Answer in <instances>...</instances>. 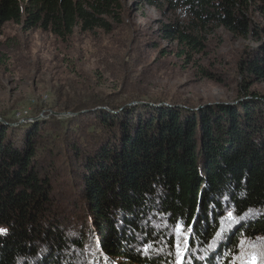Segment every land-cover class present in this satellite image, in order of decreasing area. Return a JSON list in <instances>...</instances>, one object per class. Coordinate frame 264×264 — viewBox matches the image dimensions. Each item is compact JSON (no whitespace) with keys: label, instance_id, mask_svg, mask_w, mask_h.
I'll use <instances>...</instances> for the list:
<instances>
[{"label":"trees","instance_id":"obj_1","mask_svg":"<svg viewBox=\"0 0 264 264\" xmlns=\"http://www.w3.org/2000/svg\"><path fill=\"white\" fill-rule=\"evenodd\" d=\"M133 2L177 13L160 30L191 52L219 27L261 43L238 61L239 101L95 98L63 119L0 121V264H264V93L251 88L264 80V25L252 0ZM125 11L124 0H0V35L14 22L66 40L110 31Z\"/></svg>","mask_w":264,"mask_h":264},{"label":"rangeland","instance_id":"obj_2","mask_svg":"<svg viewBox=\"0 0 264 264\" xmlns=\"http://www.w3.org/2000/svg\"><path fill=\"white\" fill-rule=\"evenodd\" d=\"M252 3L255 19L264 25V11L257 9L264 0ZM124 4V21L110 31L77 28L66 40L7 22L0 35V121L15 126L51 114L63 119L95 98L188 103L195 109L239 101L238 61L261 43L219 27L201 32L205 49L191 52L165 39L160 30L162 24L182 20L177 13L133 0ZM251 88L264 93V80L254 81Z\"/></svg>","mask_w":264,"mask_h":264},{"label":"snow or ice","instance_id":"obj_3","mask_svg":"<svg viewBox=\"0 0 264 264\" xmlns=\"http://www.w3.org/2000/svg\"><path fill=\"white\" fill-rule=\"evenodd\" d=\"M230 216L232 215L231 213L229 214ZM6 229H0V232H5Z\"/></svg>","mask_w":264,"mask_h":264}]
</instances>
